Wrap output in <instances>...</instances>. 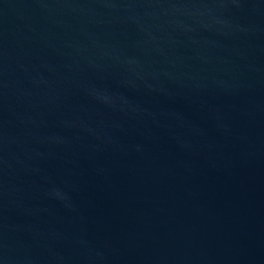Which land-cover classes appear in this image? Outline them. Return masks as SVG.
<instances>
[{
    "label": "water",
    "instance_id": "obj_1",
    "mask_svg": "<svg viewBox=\"0 0 264 264\" xmlns=\"http://www.w3.org/2000/svg\"><path fill=\"white\" fill-rule=\"evenodd\" d=\"M0 264H264V0H0Z\"/></svg>",
    "mask_w": 264,
    "mask_h": 264
}]
</instances>
